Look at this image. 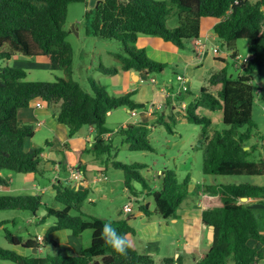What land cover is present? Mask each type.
I'll use <instances>...</instances> for the list:
<instances>
[{"label": "trees", "instance_id": "obj_1", "mask_svg": "<svg viewBox=\"0 0 264 264\" xmlns=\"http://www.w3.org/2000/svg\"><path fill=\"white\" fill-rule=\"evenodd\" d=\"M177 9V26L166 25L171 7L157 0H101L93 9L84 11L85 32L102 39L119 41L121 49L112 53L117 65L107 67L98 64L104 74H116L119 70L163 73L165 62H157L146 55L144 48L135 45L139 35L153 36L172 44L177 49H185L195 38L200 37L201 20L213 19V33L220 40L221 47L232 51L235 41L246 39L248 52L252 56L236 78L226 72L225 66L209 74L208 84L218 85L215 92L201 87L194 100L184 108L187 121L202 125V135L198 145L202 150V172L206 175H264V156L255 159L256 144H248L256 124L251 116L253 103L250 86L252 73L264 67V0H169ZM86 0H0V61L14 56H43L51 70L62 69L66 77L55 81H29L21 68L0 66V186H8V173H33L43 175L42 147L31 146L24 149L25 140L33 136V126L17 120V111L30 106L36 100L43 103L59 104L54 117L67 128L72 137L86 126L93 127L97 136L86 153H92L102 164H111L122 171L123 184L129 193L138 197L133 182H138L152 197L153 213L163 219L175 217V212L187 195L189 177L182 183L175 172L162 170L159 174L158 189L151 191L140 170L145 163L124 164L110 157L112 145L101 138L111 130L106 126L109 112L125 107L130 111L146 109V104L133 99L134 92H126L118 97L107 94L105 87L89 79V90L71 78L73 49L66 40L64 28L68 6ZM225 48V49H226ZM189 93V91H187ZM191 94V93H190ZM177 97V96H176ZM178 98V97H177ZM167 107L169 105H166ZM165 106V107H166ZM199 106L210 110H221L224 128L206 133L211 120L197 113ZM164 107V108H165ZM156 124L165 125L169 115L157 110ZM171 111V115H177ZM183 114V113H182ZM181 114V115H182ZM150 122L140 121L127 124L116 130L121 143L130 151L152 150L148 131ZM197 145V146H198ZM247 147V149H244ZM77 152V151H76ZM80 153V152H79ZM108 153L109 157H100ZM76 167H79L77 164ZM5 172V174L3 173ZM84 172V171H83ZM54 201L63 205L55 209L44 203L38 194L0 193V210H24L33 214L38 223L48 216L55 221L49 227L52 231L68 230L73 236L91 230L90 243L80 247L70 255L23 256L0 247V260L16 264H175L173 258L156 259L138 249L135 243V228L129 223V216L108 220L87 216L80 212V204L89 197L88 188H74L63 181L53 183ZM216 199L214 204L201 213L206 227L213 226V241L204 256L194 264H256L262 257L264 234L260 232L258 215L242 197L257 199L264 206V185L237 182L207 187ZM137 200V199H136ZM140 201H136V203ZM139 209L147 216L148 206ZM44 210V215L39 213ZM79 214H70V211ZM263 222L264 218H260ZM8 221H0V226ZM111 223L118 233L126 235L130 248L126 257L116 254L102 238L104 223ZM5 236L13 245L26 249H39L32 237L23 239L5 229ZM43 243L48 241L46 236ZM253 242H255L253 244ZM54 247L57 243L48 241ZM177 264V263H176Z\"/></svg>", "mask_w": 264, "mask_h": 264}, {"label": "rangeland", "instance_id": "obj_2", "mask_svg": "<svg viewBox=\"0 0 264 264\" xmlns=\"http://www.w3.org/2000/svg\"><path fill=\"white\" fill-rule=\"evenodd\" d=\"M163 1L167 4L168 7H171V11L167 16L166 25L169 28H173L177 26V9L172 8V5L169 0H157ZM250 2H254L255 0H249ZM84 8L85 3L76 2L72 3L68 6L64 28L67 31L66 40L71 44L73 49V61H72V74L71 78L79 82L83 89L89 90V79L94 80L97 84H101L105 87L107 94L111 97H118L122 92L121 85L123 83L122 75L117 76L115 74H104L100 70H98V64L102 63L107 67H112L116 64V61L112 57V53L119 52L121 49V43L118 41L102 39L98 36L87 35L85 32V21H84ZM90 9H93L90 7ZM210 20V18H209ZM213 42L218 47V54L223 55L222 53L225 51L228 55H223L225 58L226 64V72L228 75L236 78L238 74H240V69L236 68V61L231 57L232 51L228 50L226 47H221L220 40L214 35ZM139 39L136 41L135 45L139 48H144L146 55L154 61L157 62H167V66L164 68L163 73H152L147 77L149 80L151 77H154L156 82V88L159 93L161 89L169 90V99L168 107L165 106L163 102L161 104L162 113L165 115H169L170 119L166 118V122L170 127V130L165 125L156 124L150 121L151 127L148 131V139L149 144L152 147V150H143V151H130L126 144L121 143V137L116 133V130L121 127L122 121L127 118V113L124 108H118L113 110L111 115L106 117V126L111 130V138L110 143L112 148L108 153H104L101 155V159L105 160V158L109 157L112 160L119 161L124 164L131 163H145V167L140 170L143 177H145L147 183L149 184L150 190L153 191V187L158 185L156 182V171L157 170H166L170 169L175 172L176 179L179 183H182L184 177L188 175L189 181L191 183V188H187V196L184 198L182 205L183 208L191 211L192 208H197V198L198 197V187L206 186L211 187V189H215L217 185L233 182V179L236 181L247 182L250 184L264 185V175L261 176H249V175H240V176H231V175H206L202 172V161L203 154L200 149L198 140L202 135V130L205 128L202 125H197L185 120L183 117L185 111L182 109L184 106L186 107L190 101L194 100V97L186 92H183V96L181 99H178L173 95L174 92H171L169 85L165 82L168 79H171L170 85L177 86L179 81L177 80V75H185L187 77L186 83L183 86L189 85L191 87V91L194 94H198L201 87L208 88L210 92H215L216 87L208 84L207 78L209 77L208 73L211 71L209 66L204 64L202 67L198 69L192 68L191 65L184 69L181 66H175L171 63L172 59L170 57L161 58L155 49H150L146 47L147 37L146 35H139ZM159 39V38H157ZM162 41L161 39H159ZM248 42L246 39H238L235 41V47L233 50L237 54V59H242L243 57H248ZM169 47H173L170 44H166ZM182 51V50H178ZM208 55V56H207ZM205 57L207 60L211 61V57L213 56L210 52L207 53ZM169 62V63H168ZM208 63V62H207ZM0 66H9V67H17L21 68L26 72V80L29 81H55L58 78L66 77L64 71L62 69L51 70L48 67L47 59L44 57H26V56H15L11 60H3L0 61ZM214 68L212 71H216ZM250 81V86L252 88V96L253 103L251 109V116L253 121L256 124V128L254 130L253 135L249 138V143H254L257 145V148L254 152V158L259 159L264 156V67L260 71H255L252 73ZM120 79V80H119ZM114 84V82H116ZM139 85H143L141 90L138 91V96L140 99H148L145 103L146 106L150 102L158 103L160 101H164L160 97V94L157 96L154 95L153 87L154 83L150 81L141 82ZM117 86V87H116ZM143 96V97H142ZM135 98V97H133ZM35 103H42L41 100H36ZM172 103V104H170ZM184 103L182 107L181 104ZM172 105V106H170ZM49 107L52 108L53 112L58 110L59 104H51ZM163 107V108H162ZM173 108L175 110L176 116L171 115L170 113ZM138 112V111H137ZM183 113V114H182ZM198 115L207 117L211 120V125L209 130H206V133L221 130L224 128V124L221 120V110H210L206 107L199 106ZM156 117H157V113ZM182 114V115H181ZM182 116V117H181ZM139 120V119H137ZM138 122V121H135ZM132 124V123H131ZM32 125V124H31ZM34 129V136L32 139L26 141L24 149L26 150L30 145L40 146L44 150L52 148L54 151L53 154L55 157L60 158L62 161L61 166L70 165L69 158L70 156L65 153L62 148L52 147L54 144L49 146V143H55L52 140V135L50 129L41 126L35 127L36 125H32ZM86 130L87 127L84 126ZM109 140L105 139L106 142ZM30 141V142H29ZM176 141L179 148L174 147V142ZM28 143V144H27ZM83 143V141H81ZM198 145V146H197ZM48 151V150H46ZM59 154V155H58ZM91 159L90 154H83V159ZM99 161V160H98ZM44 162L43 164H45ZM48 163V162H47ZM52 164V163H51ZM59 168V167H58ZM46 171L43 175H28L23 173H12L10 177V186L9 192L11 194H22V193H31L38 194L41 196L42 200L46 202L49 206L55 209H62L63 205L54 201L53 195L54 190L48 189L45 190L48 180H53L55 183L59 181L58 178H66L67 174L62 169L55 174L54 170H52V166L48 163L45 167ZM93 167H89V178H92L95 175V171L92 170ZM5 174V172H3ZM108 184L106 186V191L103 190V185L99 182L96 187L90 191L89 197L84 200L80 204V212L87 216H94L108 220H116L118 215H121V218H126L129 216V220L133 221L134 217L131 215L126 216V213L123 212V204L127 201L126 190L124 184L121 182L123 176L122 171L116 169L109 165L108 168ZM63 178V179H64ZM35 182V187H31V184ZM198 182V183H197ZM134 186L138 190H143V186L138 182H133ZM39 186V187H38ZM147 201H150V206H152V198L147 195ZM133 204V212L137 211V204ZM258 215L259 221V229L262 234H264L263 222L260 218H264V206L262 203H259L258 208L253 207V205H249ZM131 212V211H130ZM30 212L24 210H0V221L9 219L10 222L3 224L0 226V247L3 249L12 250L21 254L23 256L27 255H36V256H45L49 255H70L74 253L72 249L67 245H59L58 247H54L48 241L53 238L56 239L57 236H60V241L64 239L63 233H69L68 230L63 231H52L49 227L55 221L54 217L48 216L45 218L44 222L40 223H30L28 221L32 220L30 217ZM70 214H79L77 211L71 210ZM41 216V212L39 213ZM126 216V217H125ZM136 218V217H135ZM144 219V217H138L133 222L132 225L139 227L140 221ZM5 229L8 230L13 235L21 236L23 239L28 237H32L35 239L37 235L46 236L48 241L43 243V246L40 248V252H37L35 249H26L22 248L20 245L11 244L5 236ZM178 236H180L181 232H177ZM161 237H163V241H161V245L159 244V249L165 246L164 243H170L169 236L164 233H161ZM79 243H81L82 247H86L90 243L91 238V230L87 229L83 231L79 236ZM139 239L137 237L135 243L137 247H140ZM59 241V240H58ZM178 246H182V242L177 244ZM143 252V251H142ZM158 255V254H157ZM157 255H154L155 257ZM161 255V254H160ZM153 256V255H152ZM153 256V257H154ZM159 258V257H157ZM156 262L158 263V259ZM188 264V260L186 261ZM0 264H16L9 260H0ZM259 264H264V261Z\"/></svg>", "mask_w": 264, "mask_h": 264}, {"label": "crops", "instance_id": "obj_3", "mask_svg": "<svg viewBox=\"0 0 264 264\" xmlns=\"http://www.w3.org/2000/svg\"><path fill=\"white\" fill-rule=\"evenodd\" d=\"M99 1H101V0H86L87 3L85 4L84 11L89 10L90 7L94 8L99 3ZM214 23H215V20H213V19L201 20V33H200V37H199L200 39L205 41L206 47L211 54H212L211 49L213 46H215V44L213 43L215 41H213L214 40V36H213L214 33H213V29H212ZM138 39H139V37L137 38V40ZM159 39H157V37L148 36L146 47L150 48V49L154 48L157 53L162 54V55H159L161 58L165 59L166 57H170L172 59L171 63L174 65V67L175 66H181L182 68L186 69L191 65L192 68L196 67L198 69L199 67H202L204 64H206L209 66L208 68L211 69V71L208 73V75H209L210 73L215 72V71H212V69L216 68L217 69L216 71H218L221 68H223L226 64V61H225V58L223 57V55L227 56L229 52L226 53L224 51L222 53L223 55L218 54L219 53L218 52L217 54H212L213 56L211 57V61L207 60V57H204L201 62H198L195 60V55L193 53L191 43H189V45L185 49H183L182 51H178L180 49H177L176 47H174L172 44H170L168 42L160 41ZM166 44H170L173 47H169ZM247 46H248V44H247ZM14 57H12V58H14ZM36 57H39V56H36ZM40 57H43V56H40ZM44 58H46V57H44ZM11 59H9V60H11ZM47 62H48V60H47ZM165 63H167V62H165ZM115 75H117V76L122 75V78H123V83L121 85L122 92H123L122 94L132 91V92H134L132 97H135V98H133L135 101L140 102V103H144V104L148 101V99H140V97L138 96V91L141 90V88L143 86V85H139L141 83V80L147 81V79H148L147 77L149 76V74H147L143 71L142 72H136L133 70H129V71L119 70ZM186 81H187V77L185 76V83H186ZM170 82H171V79H168L165 83L169 85L171 92H175V95L178 97V99H181V97L183 96V93H181V89L183 90V92H186V93H187V91H189V94L191 93V95L193 97H195L196 94H194L191 91V87L189 85L181 87V85L178 83L177 86H173V85H170ZM116 83H117V81L114 82V84H116ZM151 86L152 87L154 86L153 87V91H154L153 93L155 96H157V94H160L158 91H156L157 88H156L155 83H154V85H151ZM214 86L216 87V90H217L218 85H214ZM166 89H168V88H166ZM166 92L170 93L169 90H167ZM160 97L163 99V96H161V94H160ZM35 102H33L30 106H28L26 108L19 109L17 111V120L19 121V123H22V124H32V125H36L35 127L44 126L48 129H50L51 135H52L51 138L55 143H49V146L51 147V145L54 144V146H52V147H56V148L60 147V148H62V150L65 151L66 154H68L70 156L69 162H67L70 165H67V167L66 166L64 167V166H61L62 161L60 160V158H57L54 156V154H53L54 151L52 150V148H50V150L49 149H45V150L43 149L41 156L43 158V163L46 162L45 164L42 163L43 169H45V167L49 163L52 166V170H54L55 174L58 173V171L61 169V167L66 172V174H68V166H73V165L75 166L77 164L84 171L83 172L84 179L81 180V182H80V184H81V186H79L80 188H88L91 191L96 187V185L99 182H101L102 184H104L102 186L103 190L106 191V186H107L108 181L110 179V178H108L109 176L107 173L110 164H108V165L102 164L101 160L97 159L98 157H95V155H93L90 152L88 154H90L91 159L90 158L87 160L83 159V154L86 153L85 152L86 149L88 147H92V142L94 141V137L97 136L96 130L93 127H87L86 130L84 129V127H82L76 132V134L74 136L69 137L67 134L66 126H64L63 124H60L56 121V119L54 117L55 111L53 112L52 108L49 107V105H51V104L42 102L40 106H37L36 105L37 103H35ZM169 102H170L169 97L168 96L165 97L164 98L165 106L168 105ZM170 104H172V103H170ZM172 105H170V106H172ZM122 108L125 109V111L128 115H127V118L122 121L121 127H124L127 124L137 123L135 121H138V122L144 121V122L149 123L150 121H152V120L154 121L156 119L155 113H157L156 112L157 110L154 112L148 113L146 110H141V111L137 112L136 110L130 111L129 109H127L125 107H122ZM171 109L173 112V108H171ZM197 111H198V109H197ZM109 113L111 115L112 111ZM107 116H109V115H107ZM221 116H222V114H221ZM183 118L185 119V117H183ZM137 119H139V120H137ZM210 125L207 128L208 130H209ZM212 132L213 131L208 132V134L211 135ZM33 136H34V129H33ZM33 136L31 138L26 139V141L32 139ZM111 136H112L111 132H107L106 134L102 135L101 138L103 140H105V139L109 140L111 138ZM81 141H83V143H81ZM25 144H26V142L24 143V146H25ZM174 144H175L174 147L179 148L180 145L178 146L176 141L174 142ZM248 144L252 145L254 143H249V140H248ZM31 146H35V145H30L29 147H31ZM35 147H40V146H35ZM46 150H48V151H46ZM89 167H93L92 170H94L96 172L92 178H89ZM45 171H46V169H45ZM161 171L162 170L156 171L157 177H159V174L161 173ZM26 174L32 175V173H26ZM6 176H7L9 185L8 186H0V193H10L9 192V186L11 183L10 177L12 176V173H8ZM104 176L106 177L105 179L103 178ZM186 176H188V175H186ZM63 178L60 179L56 176V179L63 181L66 185L69 186V183L67 182V178H64V179ZM234 180L235 179H233V181ZM121 182L123 183V178H122ZM237 182H239V181H237ZM53 183H55V181L49 179L48 183L45 187L46 188L45 190L53 189V186H52ZM155 183H158V185H159V179L158 178H156ZM158 185L153 187V191L158 189ZM35 186H36L35 182H33L31 184V187H35ZM133 186H134V183H133ZM192 186H195V185L188 183L189 188H191ZM134 189H135V192H138V194H137V195H139L138 197L133 196V194L129 193L128 190L125 188L126 195H127V201L123 204V206L126 205L129 201H132V203H136L137 200L140 201V203L139 202L136 203L137 207H138L136 213L132 214L133 206H132L131 212L126 213V216L131 215L132 217H134L133 221L138 217H144V219H142L140 221L139 227L132 225L133 221H129V223L136 230L135 241L138 237V238H140L139 242L142 243V244H140V247L138 246V249L143 251L146 254L151 255V256L158 254L156 257L154 256V258L159 257L157 259L173 258L174 260L177 261V262H175V264L176 263L177 264H188L186 262L187 260H188V262H190V264H194L197 260L201 259L204 256V254L206 253L208 246L212 242V240H210L208 237V233H209L210 228L206 227L204 225V223L202 222L201 213L203 210H206L207 208H209L210 205L214 204V201H215L217 196L214 195L212 193V191H210L206 186L198 187L197 191H198V197L199 198L196 199L197 200V208H192V210L189 211V210L183 208V206H181L182 205V203H181L175 212V217L167 220V219L161 218L158 214L153 213V211H152L154 209L153 208L154 207L153 201L151 203L152 206H150V201L146 200L147 195L149 196V194H150L147 191L148 189L141 191V190L136 189L135 186H134ZM187 192H188V189H187ZM54 193H55V190H54ZM90 200H92V198H90ZM92 202H93V200H92ZM244 202H248L249 204L253 205V207H255V208L260 207L259 201L257 199L254 200V199H250V198L248 199L247 198V200ZM44 203H46V202H44ZM141 204L147 205L149 211H151V214L146 216L139 209V205H141ZM123 206H122V208H123ZM29 215H30V217H32V220L28 221V222H30V223H37L38 222V219H35V217L33 216L32 213H30ZM121 217H122L121 215H118L117 219H119ZM2 221L10 222L9 219H5ZM59 231H63V230H59ZM160 232L169 236L167 238H169V241H170V243H164L165 246H163L162 249L158 248L159 244L161 245L163 243V242L161 243V241H163V237H161ZM177 232H181L179 237H177L178 236ZM38 236H41L42 238H44L45 236L37 235L34 239V240H36V245L39 248L37 250V252H40V249H41L40 247L43 246V241L42 242L38 241L37 240ZM63 236H64V239L62 241H60V239H61L60 236H57L56 239H54V238L52 239L53 241H55L57 243V247L59 245H67L75 253L80 249V247H82L81 246L82 244L79 243V239H78L79 237L78 236H73L70 232L69 233H63ZM181 242H182V246H178L177 244L178 243L180 244ZM254 243L255 242H253V244ZM261 252L263 254V257L256 264H259L260 262L264 261V247H262Z\"/></svg>", "mask_w": 264, "mask_h": 264}, {"label": "built area", "instance_id": "obj_4", "mask_svg": "<svg viewBox=\"0 0 264 264\" xmlns=\"http://www.w3.org/2000/svg\"><path fill=\"white\" fill-rule=\"evenodd\" d=\"M191 46L193 49V53L195 55V60L198 62H201L203 60V58L207 55V53L209 52L205 41L200 39V38H195L191 41ZM218 47L217 45L213 46L211 49L212 54H217L218 53ZM251 55L249 54L248 57H243L242 59H235L236 61V68H239L240 71L243 69V67L245 66L246 62L251 59ZM177 80L179 81V84L182 86V83L185 82V77L182 75H177ZM144 80H141V82H143ZM148 81L155 83L156 80L154 77H151V79ZM161 96L165 97V94H167V96L169 95L168 92H166V88L161 89L160 91ZM173 95H175V92L173 93ZM166 96V97H167ZM176 96V95H175ZM164 101H160L158 103H154V102H150L149 104H147L146 106V110L148 113L154 112L156 110H159V108H161V104ZM37 106H40V103L36 104ZM181 106H184V103L181 104ZM184 108V107H183ZM67 182L69 183V186L74 187L76 189L80 188L79 186H81L80 182L81 180L84 179V174H83V170L80 167H76V166H68V174H67ZM104 179L106 178L105 176L103 177ZM80 180V181H79ZM132 201H129L126 205L123 206V212L125 213H130L131 209H132ZM42 237L38 236L37 240L42 242Z\"/></svg>", "mask_w": 264, "mask_h": 264}, {"label": "clouds", "instance_id": "obj_5", "mask_svg": "<svg viewBox=\"0 0 264 264\" xmlns=\"http://www.w3.org/2000/svg\"><path fill=\"white\" fill-rule=\"evenodd\" d=\"M182 76L185 77V75ZM181 93H183L182 89H181ZM101 235L105 243L120 257H126L128 255L130 244L129 241L127 240L126 235L118 233L117 229L113 227V225L110 222L103 224Z\"/></svg>", "mask_w": 264, "mask_h": 264}, {"label": "water", "instance_id": "obj_6", "mask_svg": "<svg viewBox=\"0 0 264 264\" xmlns=\"http://www.w3.org/2000/svg\"><path fill=\"white\" fill-rule=\"evenodd\" d=\"M99 2H100V1H99ZM244 149H247V147H245ZM241 200H242V201H246L247 198L242 197ZM45 212H46V211L42 210V211H41V216L44 215ZM209 228H210V230H209V233H208V237H209L210 240L213 241V226H209Z\"/></svg>", "mask_w": 264, "mask_h": 264}]
</instances>
